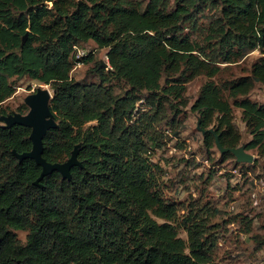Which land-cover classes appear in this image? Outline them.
<instances>
[{"label":"trees","instance_id":"trees-1","mask_svg":"<svg viewBox=\"0 0 264 264\" xmlns=\"http://www.w3.org/2000/svg\"><path fill=\"white\" fill-rule=\"evenodd\" d=\"M201 18L202 41L184 34ZM89 41L109 60L108 69L95 65L92 83L71 77L94 60L76 58ZM254 51L263 58L230 82L228 96L208 81L192 106L209 147L215 136L224 148L239 146L233 106L252 135L246 149L264 146V104L248 98L264 85V0H0V115L13 114L1 106L18 80L50 85L56 127L44 136L43 157L64 163L77 150L80 162L70 180L55 171L36 184L42 167L17 157L32 151V129L0 124V264H216L205 217L188 212L180 223L188 240L179 236L178 203L165 198L163 170L150 157L161 143L153 127L167 121V108L177 115L190 80L212 79L220 61ZM16 231L28 232L25 243Z\"/></svg>","mask_w":264,"mask_h":264},{"label":"rangeland","instance_id":"rangeland-1","mask_svg":"<svg viewBox=\"0 0 264 264\" xmlns=\"http://www.w3.org/2000/svg\"><path fill=\"white\" fill-rule=\"evenodd\" d=\"M134 1L146 5L149 0ZM200 21V29L191 31L186 28L184 34L202 41L205 35L203 30L207 27L203 25V22L206 23L205 18ZM77 48L84 51L85 55L93 53L94 60L75 65L71 77L80 82H98L93 70L98 63L109 66L108 50L99 48L93 41L81 43ZM262 58L259 51H254L235 63L220 61L218 75L212 79L201 75L190 80L185 84L183 102L176 104L179 109L177 115L167 108L168 122L153 127L161 143L150 157L163 170L159 181L165 198L178 203V223L175 226L179 236L188 240L187 231L180 224L188 212H197L205 217L217 236L214 249L216 264H264V146L261 149H246L252 135L243 120L242 111L233 106L234 123L241 136L237 148H244L254 159L251 163H243L237 161L234 155L224 157L216 144L209 147L205 142L206 133L200 127V114L194 112L192 106L202 86L208 81L225 89L228 96L226 87L230 82L251 75L253 65ZM40 89L50 91L53 98L54 92L50 85L41 84L29 77L18 80L15 94L3 102L1 107L12 115H21L18 111L27 107L24 111L28 114L30 108L26 99ZM123 89L126 87H117L114 91L123 94ZM248 98L252 102L264 104V85L257 82ZM137 108L140 112L150 110L141 103ZM170 119H175V125L169 122ZM0 124H5L1 115ZM16 234L22 243L26 242L27 231H16Z\"/></svg>","mask_w":264,"mask_h":264},{"label":"water","instance_id":"water-1","mask_svg":"<svg viewBox=\"0 0 264 264\" xmlns=\"http://www.w3.org/2000/svg\"><path fill=\"white\" fill-rule=\"evenodd\" d=\"M27 40V35L23 39L22 46ZM107 67L108 64H103ZM52 95L50 91L46 89H40L37 93H34L27 97L26 104L30 108V111L26 115H9L2 117L3 122H5L6 127L10 128L14 125H21L29 127L32 129L30 139L33 143V148L31 152L23 153L17 155L20 161L25 159H33L39 166L42 167V174L40 178L36 181L39 184L40 181L52 174L53 172H59L63 179H71V171L74 167L80 166V162L77 159V150L74 151L72 157L64 163H49L43 157L44 147L43 139L47 131L56 127V123L53 118V114L50 110V101ZM213 132L212 130H210ZM206 133V131H203ZM216 145L222 153L230 152L232 153L237 161L243 163L253 162V156L246 153L244 148H224L219 142L218 136H215Z\"/></svg>","mask_w":264,"mask_h":264},{"label":"built area","instance_id":"built-area-1","mask_svg":"<svg viewBox=\"0 0 264 264\" xmlns=\"http://www.w3.org/2000/svg\"><path fill=\"white\" fill-rule=\"evenodd\" d=\"M85 56V52L84 51H79L78 48L76 47V58L80 59L82 57Z\"/></svg>","mask_w":264,"mask_h":264}]
</instances>
